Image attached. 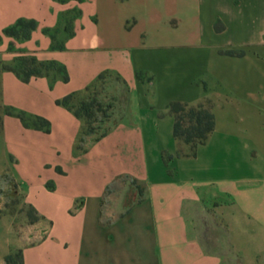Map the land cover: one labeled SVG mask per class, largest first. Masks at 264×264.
<instances>
[{"label": "crops", "instance_id": "obj_1", "mask_svg": "<svg viewBox=\"0 0 264 264\" xmlns=\"http://www.w3.org/2000/svg\"><path fill=\"white\" fill-rule=\"evenodd\" d=\"M18 20L33 21L27 38L2 33ZM21 56L66 81L2 69ZM100 77L124 116L76 151L82 122L56 101ZM170 102L212 114L193 154L172 138ZM0 107V175L38 217L21 237L5 228L0 264L15 250L21 264H223L200 213L264 264V0H0Z\"/></svg>", "mask_w": 264, "mask_h": 264}, {"label": "rangeland", "instance_id": "obj_2", "mask_svg": "<svg viewBox=\"0 0 264 264\" xmlns=\"http://www.w3.org/2000/svg\"><path fill=\"white\" fill-rule=\"evenodd\" d=\"M27 58V56L18 57L12 64L6 66H11L17 71H21L23 67L33 68L32 65L27 63L24 64V60ZM39 70L42 73L47 72L49 75H59L56 67L39 68ZM113 83L112 79L102 77V79L88 88L85 92L73 96L69 100V104L77 108L80 102H86L88 97H94L95 103L98 105V108L101 109V112H105L109 115V117L103 119L99 126L105 128L108 124H112L119 120L120 117L124 116V93L122 91L112 93V95L107 93L108 85ZM4 111L5 110L0 107V115ZM101 112H94L93 117L98 119L102 115ZM91 120L92 118L89 120L84 119V131L91 126L97 125L96 122H92ZM101 128H96L97 132H99ZM83 138H85V136ZM178 144L181 145L183 143L180 141ZM1 161L9 168L7 157H3L0 150V165L2 164ZM118 185L116 184V189H118ZM37 220L38 217L28 207L21 205L20 198L15 193V186L11 182L8 174L0 175V243L5 239L6 227H10V233L13 236L21 237L27 228L36 223ZM198 221L201 226L197 229L196 234L200 237L204 248L212 252H221L223 255V264H251L246 262L244 258L233 255V252L228 248V233L223 226V222L220 220V216L200 213L198 215ZM10 254L12 255V262L16 264L19 250H15ZM255 264L258 263L256 262Z\"/></svg>", "mask_w": 264, "mask_h": 264}, {"label": "trees", "instance_id": "obj_3", "mask_svg": "<svg viewBox=\"0 0 264 264\" xmlns=\"http://www.w3.org/2000/svg\"><path fill=\"white\" fill-rule=\"evenodd\" d=\"M63 1V0H59ZM34 28L33 21H24L18 20L13 26L6 28L3 30V34L8 36H16L20 38H27L30 31ZM220 25H214V30H219ZM32 65L33 68H25L23 67L21 71H17L11 66H3L2 69L12 72L16 77H18L21 81L26 82L32 77L39 76H49V74L42 73L39 68L45 67H56L58 70V74L61 77L62 81H66V76L61 67L54 65L53 63H40L36 62L32 57H28L24 60V64ZM99 79H102L101 77ZM73 96H66L60 100L56 101V104L61 105L67 108L72 112L74 117L81 120L82 127L80 133L78 135L75 149L76 151L84 149L85 145L88 141H94L98 138L102 137L106 131L115 123L108 124L105 128L99 127L104 118L109 117L105 112L102 113L101 109L98 108V105L95 103V98L88 97L86 102H80L77 108H74L69 104V100ZM95 107V108H94ZM169 113L173 118V126H172V138L175 142H180L184 145H189V152L193 154V149L197 145L203 144L211 132L213 128V117L209 110L202 106H186L179 102H170L168 104ZM94 112H101L102 115L95 119L93 117ZM18 119L22 122L24 126H31L35 129H42L43 131H47V122L45 120L34 118L28 119L21 114L16 115ZM92 118V122H96V126H91L85 129L84 119L89 120ZM96 128H101L99 132H97ZM85 136V138H83ZM180 140V141H179ZM30 209V208H29ZM31 210V209H30ZM32 211V210H31ZM18 261L16 264H21V255L20 252L17 254ZM4 264H14L12 262V255L8 254L3 258Z\"/></svg>", "mask_w": 264, "mask_h": 264}]
</instances>
